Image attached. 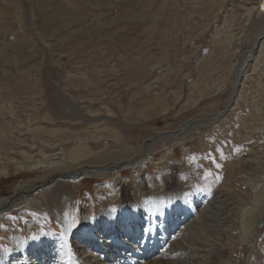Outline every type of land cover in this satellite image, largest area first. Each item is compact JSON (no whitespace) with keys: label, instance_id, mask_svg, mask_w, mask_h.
<instances>
[{"label":"rangeland","instance_id":"1","mask_svg":"<svg viewBox=\"0 0 264 264\" xmlns=\"http://www.w3.org/2000/svg\"><path fill=\"white\" fill-rule=\"evenodd\" d=\"M25 1L0 0V197L56 172L51 166L101 167L140 152L157 131L225 112L239 59L264 25L260 0ZM19 16H30L43 39L22 30ZM243 73L227 112L159 141L151 162L111 174L91 169L97 173L32 193L30 204L0 218V253L16 235L64 237L63 218L72 230L68 250L85 244L74 230L106 203L206 189L226 210L209 261L264 264V227L254 226L258 236L243 250L236 219L264 180V54ZM74 147L91 153L64 163L61 152Z\"/></svg>","mask_w":264,"mask_h":264},{"label":"bare ground","instance_id":"2","mask_svg":"<svg viewBox=\"0 0 264 264\" xmlns=\"http://www.w3.org/2000/svg\"><path fill=\"white\" fill-rule=\"evenodd\" d=\"M260 2L259 6L262 5L260 10L264 11V0H260ZM21 12H23V9ZM25 17H18L22 30L29 28L38 39H43L39 31L34 29L30 16L29 18ZM4 19L8 21L5 14ZM40 26H44V24L41 22ZM49 33L47 32V34ZM263 34L264 25L262 31L256 35L255 40ZM254 45L255 43H253L251 49ZM246 51H249V49ZM262 54H264V38H262L258 47L252 53L247 52L243 61H241V77L234 91L238 90L240 84L242 85L243 68L255 57ZM231 102L225 104L227 110L231 108ZM259 110L264 114V101L261 103ZM223 113L225 112L212 113L205 116V118L204 116L193 117L187 120L188 123L180 125L177 129L157 131L151 138L143 141V149L140 152H136L128 158L101 164L102 168L99 167L100 165H94L93 163H79L71 170L62 168V165L58 167L51 166V171L55 170L56 172L20 182L15 186L14 192L10 196L0 197V218L6 217L14 209H21L30 204L32 193L41 192L45 189H37L36 187L49 180L50 177L61 175L69 177V180H77L80 177L83 178L86 174H96L99 172L98 170L102 169L111 174L112 172H121L125 168L145 165L152 161V154L154 153L152 146L156 143L169 138L179 139L186 132L188 126L202 124L205 119H209L208 121H210V118L216 119L217 116ZM259 128L260 131H264V127ZM152 138L154 140H151ZM90 153L91 151L85 147H74L69 150L67 156L66 152H61L64 155L63 162L66 164L75 162ZM78 166L80 167L78 168ZM76 167L78 170L74 172ZM91 169H96L97 172ZM89 171L90 173H88ZM160 177L158 175V178ZM55 181H52V183H55ZM255 186L257 188L253 189L255 193L251 209L240 211L239 216L236 217L242 228L239 234L242 237L243 248L241 249L243 250L247 245L250 247L253 240L258 236L256 232H253L254 226H256V230L259 227H264V211H262L264 209V180L261 183H256ZM255 186L253 185V187ZM62 193H65L64 189H62ZM218 198L219 196H212L206 192V189L202 192L193 189L178 193H162L159 196L147 192L140 202L130 197H123L120 205L115 202L112 205L106 203L96 216L88 214L89 218H82L80 226L74 230L73 235L77 239L85 240L84 245L72 241L74 244H71V247L66 250L72 240L69 238L72 230L69 228L70 221L63 218L61 227L65 232L64 237L59 232L34 238L30 237L28 240L16 235L11 239V248L0 253V264H212L209 259L212 253L215 252L214 247L218 240L217 237L220 235L218 228L221 226V221L225 224L226 210H224L223 203L219 202ZM232 223L235 224V221ZM228 226L230 229L231 225ZM85 246L89 250H86ZM152 249L160 252L159 255L162 256V260H151Z\"/></svg>","mask_w":264,"mask_h":264},{"label":"water","instance_id":"3","mask_svg":"<svg viewBox=\"0 0 264 264\" xmlns=\"http://www.w3.org/2000/svg\"><path fill=\"white\" fill-rule=\"evenodd\" d=\"M261 6H262V5H261ZM262 38H264V34L258 36V37L256 38L255 42H254L255 45L252 47V49L249 50V51H244L243 54H242V57L239 59V62H238V64H237V68L235 69V72H234L236 85H234V87H232V89H231V91H230V94H229V97L227 98V100H225L226 102L224 101V111H225V112H227V107L225 106V104L231 102L232 97H233V94H234V89L237 87L238 81H239V79H240V77H241V66H240L241 61H243V59H244V57L246 56V53H247V52L252 53V51L255 50V48L258 47V44L260 43V41L262 40ZM186 123H188L187 120L183 123V125L186 124ZM78 176H79V175H78ZM78 176H76V177H78ZM58 178H69V177H64V176H61V175H55V176H53V177H50L49 180L44 181L40 186H37L36 188H37V189L46 188V187H48V186L52 183V181H55V180L58 179ZM32 190H33V189H32Z\"/></svg>","mask_w":264,"mask_h":264}]
</instances>
